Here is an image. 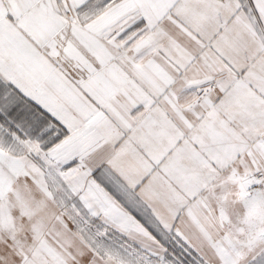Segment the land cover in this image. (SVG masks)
<instances>
[{
    "label": "snow or ice",
    "instance_id": "6c2138e0",
    "mask_svg": "<svg viewBox=\"0 0 264 264\" xmlns=\"http://www.w3.org/2000/svg\"><path fill=\"white\" fill-rule=\"evenodd\" d=\"M0 264H264V0H0Z\"/></svg>",
    "mask_w": 264,
    "mask_h": 264
}]
</instances>
